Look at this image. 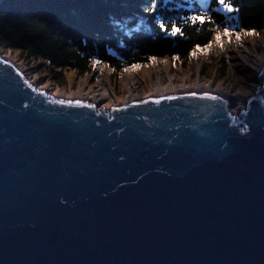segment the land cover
Segmentation results:
<instances>
[{
	"label": "water",
	"instance_id": "1",
	"mask_svg": "<svg viewBox=\"0 0 264 264\" xmlns=\"http://www.w3.org/2000/svg\"><path fill=\"white\" fill-rule=\"evenodd\" d=\"M256 83L64 99L0 52V264H264Z\"/></svg>",
	"mask_w": 264,
	"mask_h": 264
},
{
	"label": "trees",
	"instance_id": "2",
	"mask_svg": "<svg viewBox=\"0 0 264 264\" xmlns=\"http://www.w3.org/2000/svg\"><path fill=\"white\" fill-rule=\"evenodd\" d=\"M229 3L227 13L219 0H8L0 5V51L44 63L59 88L62 72L84 75L95 62L116 73L158 58L185 64L224 29L264 30V0Z\"/></svg>",
	"mask_w": 264,
	"mask_h": 264
},
{
	"label": "rangeland",
	"instance_id": "3",
	"mask_svg": "<svg viewBox=\"0 0 264 264\" xmlns=\"http://www.w3.org/2000/svg\"><path fill=\"white\" fill-rule=\"evenodd\" d=\"M222 10L229 13V11L224 10L223 7ZM232 36L236 39L239 37L238 40L243 44V47L238 49L237 53L246 58L248 55H251V58H248V61L254 67L253 69H256L257 71H248L243 67V63L236 59V54H231L230 52H224L221 55V59H218L215 55L209 53V47L196 51L202 52L205 56L203 70L197 75H195L197 69L195 62L192 59V54L189 61L185 62V64L180 63L177 59L166 58L151 60L142 66L125 68L133 69L136 74L139 97H148L151 95L152 85L156 82V76L153 75V66L156 65L159 60L163 62L169 60L174 66L170 77L173 79L175 85H179L183 76H186L184 74H187L190 71L192 72V75H188L190 76V79L187 80L186 87L195 88L198 79L207 85L213 83V88L219 87L223 91L232 90L237 113V110L241 106L243 107L244 100L249 97V90L257 87L256 77L258 68L262 65V62H264V43L261 41L264 38V30L260 33L251 32L246 35L238 34ZM0 52L4 57L11 59L15 65L22 66L26 69L25 75L29 81L34 82L40 88L47 87L50 94L54 96L58 95L59 92H65L70 96L80 90H82L85 95H89V93L97 86L96 68L101 64H105L95 62L89 73L80 76L75 75L71 71L62 72L65 84L63 88H59L56 86L57 83L44 63L36 60L24 59L23 56L17 52L5 50H1ZM258 58L259 60L257 61ZM110 72V80L114 90L112 97L108 100L127 98L128 93L124 88L125 82L123 81V71L121 70L116 73L110 69Z\"/></svg>",
	"mask_w": 264,
	"mask_h": 264
},
{
	"label": "bare ground",
	"instance_id": "4",
	"mask_svg": "<svg viewBox=\"0 0 264 264\" xmlns=\"http://www.w3.org/2000/svg\"><path fill=\"white\" fill-rule=\"evenodd\" d=\"M217 35L220 36L219 42H217L215 39ZM232 35L234 34L224 35V30L215 34L210 42L211 47H209V53H212L218 59H221V55L224 52L225 53L230 52L231 54H236V59L239 60V62L243 63V67H245L248 71H255L256 69H253L254 67L248 61V58H251V55H248L246 58L237 53V50L241 49V47H243V44L240 40L236 39ZM261 41L262 43H264V38ZM158 59H166V58H158ZM192 59L195 62V66L197 69L195 71V75H197L199 72L203 70L202 68L204 66L205 56L202 52H196L195 55H193L192 53ZM258 60L259 58L257 59V61ZM263 64L264 62H262V65ZM261 66H259L258 72L260 71ZM173 68L174 66L172 62H170L169 60H165L164 62L159 60V62L153 66V75L156 76V82L155 84L152 85L150 96L174 95L182 92H196L199 90L223 91L219 87L213 88V83L207 85L205 83H202V81L198 79L195 88L186 87L187 80L190 79V76L188 75H192V72L190 71L189 73L184 74L186 76H183L181 82H179V85H175L173 79L170 77ZM19 69L25 75L26 69H24L22 66H19ZM122 71H123V81L125 82L124 88L125 91L128 93L127 98L139 97V92L137 89L138 82L134 70L131 68H124ZM96 75H97V86L89 93V95H85L83 91L80 90L77 93L70 96L67 95L65 92H59L58 97L64 99H81L85 101L86 100L100 101V100L110 99L113 95L114 89L110 80L111 72L109 67L105 64H101L96 68ZM44 89L48 90L47 87H44ZM241 108L242 106L240 107V109Z\"/></svg>",
	"mask_w": 264,
	"mask_h": 264
},
{
	"label": "snow or ice",
	"instance_id": "5",
	"mask_svg": "<svg viewBox=\"0 0 264 264\" xmlns=\"http://www.w3.org/2000/svg\"><path fill=\"white\" fill-rule=\"evenodd\" d=\"M219 3H220L221 5H223L224 10L229 11V12L233 11V9H232V7H231V5H230V3H229V0H219ZM206 18L210 20L209 17H206ZM189 19H190L192 22H200V23H203V21H201L200 18L197 17V16H192V17H190ZM160 27H161L162 29H164L165 26H164L163 24H161ZM177 31H178L177 29L173 28V29L170 31V34H171V35H176V34H177ZM213 31H218V30L213 29ZM224 35H231V33H229L227 29H224ZM237 38L239 39V37H237ZM215 39H216L217 42H219V40H220V36L217 35V36L215 37ZM206 47H211V45H208V46H206ZM197 50H199V49H197ZM197 50H194L193 55L196 54V51H197Z\"/></svg>",
	"mask_w": 264,
	"mask_h": 264
}]
</instances>
